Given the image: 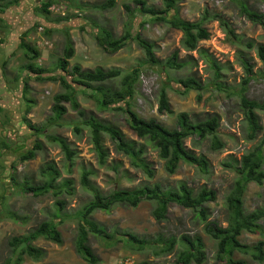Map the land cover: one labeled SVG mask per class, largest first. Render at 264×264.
Here are the masks:
<instances>
[{
    "label": "rangeland",
    "instance_id": "rangeland-1",
    "mask_svg": "<svg viewBox=\"0 0 264 264\" xmlns=\"http://www.w3.org/2000/svg\"><path fill=\"white\" fill-rule=\"evenodd\" d=\"M46 1L20 0L17 5L0 13V264L7 261L17 264L15 260L20 255L19 249L18 253L13 250V239L30 235L43 222L55 225L62 244L57 245L43 237L37 238L31 241V246L44 253L42 259L33 261L23 254L19 264H89L78 254L75 246L78 234L76 215L92 200V195L80 185L83 170L93 172L94 176H90L89 180L103 196L115 189L132 190L144 183H158L163 188L176 187L178 182H183L194 190L205 187L216 194V200L206 206L209 220L225 226L227 214L224 199L237 180L235 172L225 164H233L234 160H240L244 154L256 148H260L264 154V111L256 113L261 130L254 140H248V124L238 97L241 83L246 78L245 67L241 63L243 60L252 70L245 96L248 100L264 103V72L256 56V47L264 45V31L248 21L240 11L241 3H244L253 11L264 13V0H183L177 7L179 18L189 23L200 22L205 12L219 15L237 36L234 43H229L217 21L209 19L202 24L209 38L201 41L198 47L207 50L222 66L221 77L217 80L224 88L221 91L213 85V75L198 53L182 50V33L140 13L134 0H114L113 6L105 9L93 6H99L108 0H51L48 17L38 12L40 5ZM144 1L147 8L163 10L162 0ZM125 7L129 8V12ZM64 17L69 19L66 23L56 22ZM40 26L45 34L41 35L50 42L51 48L39 50V58L30 62L18 48L19 39L21 34L28 31L25 41L35 45L32 38L36 36V29ZM98 28L109 31L114 39L120 38L128 30L132 36L139 34L142 39L154 45L155 58L161 63L178 51L179 60H190V64L181 70H169L171 82L164 84L166 78L163 71L151 67L135 41H127L121 50L113 54L103 51L95 40ZM45 29H51V34H47ZM66 31L74 47V57L69 60L68 68L78 65L82 70L91 71L117 69L122 75L139 69V80L135 86V94L129 100V108L140 118L155 119L168 129L175 128L174 116L157 111V93L163 85L167 87V97L175 115L186 113L192 118L200 119L209 115L218 116L220 122L217 135L224 145L222 150L211 151L209 140L196 147L190 140L185 141L188 149L196 155H204L209 161L207 175L183 163H180L175 174L170 175L164 170V163L148 146L144 158L154 171L153 179L148 180L130 166L127 157L116 153L105 133L101 134V139L109 155L107 167H98L90 131L80 123L81 118L70 104L63 103L66 113L58 121L51 122L53 98L63 93L64 89L58 81L36 80L26 66L32 63L35 67L52 73L58 80L59 74L63 72L57 69L56 64L62 58ZM248 43H252L254 48L248 49ZM186 77L195 78L204 89L182 94L176 81ZM25 86L27 89L24 93ZM108 87L118 89L119 79L108 84ZM76 90L78 109L85 113V118L92 116L100 126L117 128L126 140L137 145L143 144L129 128L124 109H113L125 108V103L102 109L94 98L83 94L80 87H76ZM26 106H30L27 113ZM76 124L81 128L79 134L73 131ZM49 137L66 140L70 150L75 152L71 164ZM3 144H7L8 149L3 148ZM36 145L41 148L34 151L33 159L23 162L19 160L22 155L20 148L25 146L26 151ZM45 164L54 165L60 172L55 186L70 182L68 188L56 196L53 192L39 197L22 192L20 185L24 182L33 186L42 184L40 169ZM112 167H116L117 171H113ZM262 169L264 172V165ZM58 201H62L64 207L59 217H55L58 213ZM263 204L264 180L261 185L249 183L243 195L244 211L252 212ZM154 208V204L150 202H141L136 207L120 204L113 206L108 212H95L91 219L115 236L129 233L152 242L156 238L167 240L182 235L198 236L205 247L206 259L203 264H219L214 259L215 242L204 234L203 225L195 219L191 210L170 204L165 219L157 221L151 214ZM10 213L16 217L10 219ZM261 226L264 230V220ZM239 240L242 244L253 246L264 241V237L243 233ZM87 246L97 258V264H125L126 260L130 264H176L177 252L180 250L176 246L169 254L155 256L151 249L135 252L121 242L106 243L91 234L88 235ZM235 259L247 264H257L240 255L235 256Z\"/></svg>",
    "mask_w": 264,
    "mask_h": 264
},
{
    "label": "trees",
    "instance_id": "trees-1",
    "mask_svg": "<svg viewBox=\"0 0 264 264\" xmlns=\"http://www.w3.org/2000/svg\"><path fill=\"white\" fill-rule=\"evenodd\" d=\"M183 0H162L163 10L155 11L147 8L144 0H134L140 13H144L152 17V21L160 22L171 29L182 33L180 46L187 53L197 52L199 58L207 65L212 73L214 80L213 85L217 90L224 88L217 82L221 77L222 66L217 62L207 50L199 48L198 44L201 41H206L209 38L208 32L202 27V24L211 19L219 23L220 28L224 31L226 39L229 43H234L237 39L229 24L219 15H211L205 12V16L200 22L189 23L179 18L178 5ZM20 0H0V13L11 6H15ZM4 3V4H1ZM114 4V0H108L99 6H93L100 9L110 8ZM52 5L51 0H47L40 5L38 12L46 17L50 15L48 8ZM129 12V8L125 7ZM241 14L253 24L260 26L264 31V13L255 12L244 3H241ZM171 13V14H170ZM69 19L64 17L56 22L66 23ZM36 28V27H35ZM44 30V29H43ZM47 34H51V29H45ZM27 32L21 34L18 48L24 52V56L30 62L36 61L39 58V50L34 44L30 45L25 41ZM44 34V31H43ZM45 35V34H44ZM95 40L100 48L110 54L121 50L129 40H133L143 50L147 62L151 67H156L163 71L166 78L165 83L171 82L169 78V70H181L190 64V60L180 61L178 51L171 54L165 62L161 63L155 58L154 45L140 37L139 34L132 36L130 31H126L118 39H114L112 34L98 28ZM248 49H253L252 43L247 44ZM256 56L262 64L264 72V45L256 47ZM74 57V47L68 32H65V42L62 50V58L57 61L56 67L63 74H59L58 80L55 75L48 73L45 70L35 67L29 63L26 69L36 77L38 81H53L59 82L64 92L57 94L53 98L51 122L58 121L66 113L63 103L70 104V107L77 112L81 118L80 123L89 129L91 135V143L97 157L98 167L104 168L107 165L108 151L104 148L101 134L105 133L113 143L117 154H122L129 159V164L132 168L141 172L146 179L152 180L154 171L149 163L145 160V149L150 147L157 155L158 159L164 163V170L172 175L177 171L180 163L195 168L199 173L207 175L209 173L210 164L204 155H196L192 150L185 146V141L190 140L193 146H199L203 141L209 140L211 151H220L224 145L219 140L217 130L219 128L220 119L216 115L205 116L204 118L190 117L186 113L174 114L168 97L167 87L161 86L157 93V111L165 113L170 117L175 118V128L168 129L163 124L155 119H142L129 108V100L135 94V86L139 80V69H134L128 74L122 75L120 70L110 69H94L82 70L80 66L74 65L69 67V60ZM240 60H242L240 58ZM192 61V60H191ZM241 63L245 67L246 78L241 83L238 97L240 107L242 108L248 124V140H254L257 133L261 130L257 118V111H264V103L260 104L255 101L248 100L245 96L247 83L252 77L251 67L244 62ZM69 70V71H68ZM65 73V74H64ZM119 79V88L113 89L108 87V84ZM181 93L186 94L189 91H202L204 86L193 77H186L176 81ZM76 87L82 89V93L89 95L97 101L98 107L107 109L110 106H116L119 103H125V108H113L116 111L124 109L127 115V123L129 128L135 134L142 145H137L135 142H130L124 138L122 133L112 126H100V124L92 117L85 118V113L79 111L76 101ZM26 86L23 92H26ZM27 103V102H26ZM30 103V102H29ZM32 103V102H31ZM26 113L29 112L30 106H26ZM81 128L79 124L74 126V133L79 134ZM49 140L56 144L68 163L71 164L75 157V152L70 150V146L66 140L58 137H49ZM22 147V146H21ZM3 148L8 149L7 144H3ZM26 147L20 148L22 155L20 161H28L34 158L35 150L40 149V145L35 148L24 151ZM264 154L260 148L244 154L240 160L226 163L225 166L231 168L237 175V180L234 182L231 190L225 196L224 206L226 209V225L221 226L214 220H209L207 205L216 200L214 191L205 187L198 190L189 188L185 183L178 182L176 187L163 188L160 184L155 183L149 185L147 183L134 188L132 190L115 189L109 195L103 196L99 190L90 182V176H94L90 170H83L80 176L81 187L92 195V200L88 202L76 216L78 218V234L75 242L78 254L89 264H97L98 260L93 256L90 248L87 246L88 235L91 234L100 238L106 243L121 242L124 246L130 247L135 252H141L145 249H151L155 256L171 253L176 246L180 247L177 252L176 264H203L205 261V247L202 240L198 236L190 237L182 235L179 238L170 237L167 240L156 238L154 242L144 239H139L135 235L125 233L114 235L91 219V215L97 211L108 212L115 205H130L131 207L138 206L141 202H150L155 208L152 211V216L161 221L165 219L167 208L170 204H176L182 208L191 210L194 213L195 219L203 225V232L211 240L215 242L216 252L214 259L219 264H247L243 260H236L235 256L240 255L248 257L252 262L262 264L264 262V241H260L253 246L242 244L239 240L243 233L258 234L264 237V230L261 222L264 220V204L252 212H245L243 209V195L249 183L261 185L264 180ZM107 167V166H106ZM117 171L116 167L111 168ZM40 175L43 179L41 185L33 186L30 183L24 182L20 185L22 192L30 193L34 197H39L47 193L53 192V195H59L62 190L67 189L70 182H63L61 185L55 186L57 179L60 177V172L52 164H45L40 169ZM14 181V178L11 177ZM64 203L58 201L56 203L57 212L55 217H59V213L63 210ZM10 219L16 217L10 213ZM43 237L45 240L62 244L60 233L56 230L54 224L43 222L30 235L22 238L13 239V250L19 249V255L15 263L21 262V255L25 254L33 261H40L44 253L31 246V241ZM7 261L5 264H10ZM145 264V263H143Z\"/></svg>",
    "mask_w": 264,
    "mask_h": 264
},
{
    "label": "built area",
    "instance_id": "built-area-1",
    "mask_svg": "<svg viewBox=\"0 0 264 264\" xmlns=\"http://www.w3.org/2000/svg\"><path fill=\"white\" fill-rule=\"evenodd\" d=\"M43 28L40 26L36 29V36L32 38V40L35 42V47L38 50L43 49H50L51 44L49 41H47L45 38L42 37ZM125 264H130L128 260L125 261Z\"/></svg>",
    "mask_w": 264,
    "mask_h": 264
}]
</instances>
